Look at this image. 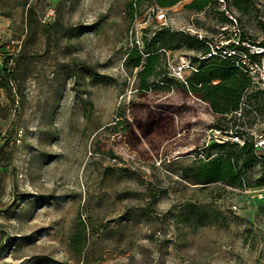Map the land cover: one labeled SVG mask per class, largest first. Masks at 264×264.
<instances>
[{
  "label": "rangeland",
  "instance_id": "374dc122",
  "mask_svg": "<svg viewBox=\"0 0 264 264\" xmlns=\"http://www.w3.org/2000/svg\"><path fill=\"white\" fill-rule=\"evenodd\" d=\"M191 1L0 0V264H264L263 157L199 183L241 120L189 91L207 48L264 40V0ZM243 101L264 122V92Z\"/></svg>",
  "mask_w": 264,
  "mask_h": 264
},
{
  "label": "trees",
  "instance_id": "16d2710c",
  "mask_svg": "<svg viewBox=\"0 0 264 264\" xmlns=\"http://www.w3.org/2000/svg\"><path fill=\"white\" fill-rule=\"evenodd\" d=\"M178 1L155 0V3L161 7H168ZM211 2L212 0H192L184 7L201 11L209 7ZM232 2L234 7L244 12L248 9L250 3H254L257 6L256 0H232ZM239 36L241 40L248 41L244 34H242V30ZM259 44L264 47V40L260 41ZM210 52V48H207L202 53V56ZM133 54L135 57L131 61V66L137 68L141 65L142 56L137 52ZM144 57L145 62L138 72L141 77V88L147 86L146 78L154 71L159 61V54L157 52L147 53ZM197 59L196 71L193 72L189 79V91L194 92L199 98L206 101L213 113L224 115L236 111L250 88L249 78L238 70L229 59L223 58L220 55H211L204 59ZM245 113H247V110H245ZM223 145L238 146L230 142L222 143ZM238 148L239 151L234 157L220 154L201 165L196 175L200 181L199 183L222 181L230 185L243 186L242 173L237 161L241 158L242 165H249L256 162L257 159L251 144L245 142L242 146H238ZM262 172L264 175V158Z\"/></svg>",
  "mask_w": 264,
  "mask_h": 264
},
{
  "label": "built area",
  "instance_id": "2783aa9c",
  "mask_svg": "<svg viewBox=\"0 0 264 264\" xmlns=\"http://www.w3.org/2000/svg\"><path fill=\"white\" fill-rule=\"evenodd\" d=\"M233 22H236L235 18H231ZM240 30L238 32L234 31V36L220 40L214 48H211V52L199 56V59H204L211 55H220L223 58H227L231 63L245 74L250 80V87H256L264 92V47L257 40L255 43L251 44L247 40L240 39ZM185 61V60H184ZM185 62L182 61V65L177 67V73L180 74V70L185 67ZM196 70V69H195ZM251 109L243 99L240 103L239 108L236 111L230 112L228 114H218L221 115L223 119L237 118L241 120V125L239 126H227L225 128L216 129L217 134L223 133L224 135L213 134L212 138L216 142L226 143H238L242 146L245 142L252 145L254 153L264 158V122H261L259 115L256 110H252V118L246 117V120H252L246 125L245 110Z\"/></svg>",
  "mask_w": 264,
  "mask_h": 264
},
{
  "label": "bare ground",
  "instance_id": "6f19581e",
  "mask_svg": "<svg viewBox=\"0 0 264 264\" xmlns=\"http://www.w3.org/2000/svg\"><path fill=\"white\" fill-rule=\"evenodd\" d=\"M183 62H185V61H183Z\"/></svg>",
  "mask_w": 264,
  "mask_h": 264
}]
</instances>
